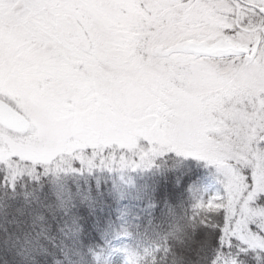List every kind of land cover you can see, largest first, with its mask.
I'll list each match as a JSON object with an SVG mask.
<instances>
[{"label":"snow or ice","instance_id":"obj_1","mask_svg":"<svg viewBox=\"0 0 264 264\" xmlns=\"http://www.w3.org/2000/svg\"><path fill=\"white\" fill-rule=\"evenodd\" d=\"M47 176L86 264H163L166 229L264 253V0H0V192Z\"/></svg>","mask_w":264,"mask_h":264},{"label":"clouds","instance_id":"obj_2","mask_svg":"<svg viewBox=\"0 0 264 264\" xmlns=\"http://www.w3.org/2000/svg\"><path fill=\"white\" fill-rule=\"evenodd\" d=\"M56 177H42L20 188L15 196L0 192V251L10 253L15 264H86L89 255L82 232L61 227L57 221L64 215L55 195ZM59 181L71 187L73 177L61 175ZM50 197L51 211L36 221L31 211L35 202ZM16 217L14 224L8 222ZM11 229V230H6ZM155 242L170 248L163 264H202V242L199 229L185 228L179 233L164 230L155 234Z\"/></svg>","mask_w":264,"mask_h":264},{"label":"trees","instance_id":"obj_3","mask_svg":"<svg viewBox=\"0 0 264 264\" xmlns=\"http://www.w3.org/2000/svg\"><path fill=\"white\" fill-rule=\"evenodd\" d=\"M199 163L201 165L200 170L202 173L201 187L205 190L209 186V184H211L215 180L216 174L210 165H206L202 161H200ZM246 264H264V253H248Z\"/></svg>","mask_w":264,"mask_h":264},{"label":"rangeland","instance_id":"obj_4","mask_svg":"<svg viewBox=\"0 0 264 264\" xmlns=\"http://www.w3.org/2000/svg\"><path fill=\"white\" fill-rule=\"evenodd\" d=\"M202 162L204 164H206V165H210L212 167L213 171L216 174L215 180L211 184H209V186L205 189L207 192H213V191H215V190L220 188L219 172H218V170H217V168H216V166L214 164L208 163L206 161H202Z\"/></svg>","mask_w":264,"mask_h":264}]
</instances>
